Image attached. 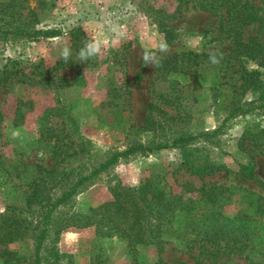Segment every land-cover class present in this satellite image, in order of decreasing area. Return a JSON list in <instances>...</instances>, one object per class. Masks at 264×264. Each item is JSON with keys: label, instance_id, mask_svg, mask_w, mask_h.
Here are the masks:
<instances>
[{"label": "rangeland", "instance_id": "374dc122", "mask_svg": "<svg viewBox=\"0 0 264 264\" xmlns=\"http://www.w3.org/2000/svg\"><path fill=\"white\" fill-rule=\"evenodd\" d=\"M247 2L254 19L241 41L254 37L264 45V0ZM213 5L0 0V215L28 223L22 236L0 244V264L7 252L19 264H33V234L41 218L39 206L28 201L34 189L46 194L39 197L44 203L87 176L109 152L178 136L188 139L119 155L77 185L52 209L38 264H264V104L256 92L238 95L231 87L252 76L258 90L264 88V46L252 58L238 54L222 25L229 2ZM47 29L59 33H38ZM92 40L101 42V51L88 65L53 68L63 47L70 46L71 63L78 62L77 51ZM162 41L167 51L159 50ZM213 50L223 53L218 66L208 62ZM187 51L201 55L194 81L177 71L157 75L161 57ZM234 105L240 109L227 115ZM146 114L154 129L141 125ZM51 167L50 175L41 170ZM151 173H164L162 181L175 192L178 184L220 187L214 201H200L202 207L192 211L194 219L203 214L187 228L189 238L199 232L196 239L186 243L179 222L159 246L132 250L119 237L67 224L71 215L110 198L109 186H134ZM225 218L236 226H225ZM203 231L212 238H202ZM226 238L232 246L221 247Z\"/></svg>", "mask_w": 264, "mask_h": 264}, {"label": "trees", "instance_id": "16d2710c", "mask_svg": "<svg viewBox=\"0 0 264 264\" xmlns=\"http://www.w3.org/2000/svg\"><path fill=\"white\" fill-rule=\"evenodd\" d=\"M229 7L225 10V21L222 24L225 27V31L230 35L231 42L234 43L236 52L240 55L247 56L248 58L254 57L257 51H261L263 43L255 40L254 37H247L245 41L242 39V30L244 26L253 21V10L251 2L249 0H227ZM198 6L212 9L213 0H197ZM215 7V6H214ZM1 32V30H0ZM39 34L45 36H55L59 33L57 29H47L38 31ZM200 54L190 51L182 52L179 54H169L161 57L156 63L157 75L164 77L171 71L182 72L195 80L196 71L198 68V58ZM89 61V60H88ZM78 62L71 63L70 58L65 61L61 57L54 61L53 68L70 67L73 69H79L88 65ZM259 82L256 78L247 77L240 78L238 83L233 82L231 84L232 90L236 91L238 95L244 94L246 91H253L257 93V98L262 100L264 104V88L258 90ZM258 91V92H257ZM150 104H147V107ZM240 109V105H234L227 115L235 113ZM152 119L149 115H145L141 121V125L147 130L154 129ZM264 132V129L261 130ZM188 137L178 136L172 140H161L153 143L147 142L142 144L140 142H132L125 149L121 151L109 152L107 158L103 163L98 164L97 167L87 176H78L76 182L70 186L62 187L58 196L46 197L43 203L42 199L46 194L38 193V190L33 191L32 196H29L30 204H37L41 209V218L38 222L40 228L33 234L34 239V251H33V264H38V248L41 240L45 237L46 222L51 216L52 209L58 205L64 203L68 197L75 191L77 185H79L84 179L89 178L99 169L104 168L111 162H113L119 155H126L135 151H152L162 148H168L174 146L178 141H185ZM252 139V138H251ZM46 174H52L54 168L41 169ZM164 179V173L157 174L151 173L137 185L123 186L119 183L113 184L108 187L110 198L104 200L94 206H90L83 213H75L69 217L67 224L77 227H91L95 234L99 236H116L123 239L126 245L130 249H135L141 244H153L159 246L165 237L171 236L172 226L177 223L183 224V231L181 234L184 237L186 243L190 240L196 239L199 232H195L192 238L189 230L193 228L202 217L199 215L194 219V208L202 207L199 203L205 200H212L217 197V193L214 190L220 189L219 186H205L201 185L196 188H191L186 184H178L179 190L175 192ZM193 193V195H192ZM44 195V196H43ZM192 195V196H191ZM41 197V198H39ZM28 203V204H29ZM225 226L234 227V220L228 218ZM215 221V218L213 219ZM232 224V225H231ZM178 225V224H177ZM28 229V223L25 219L16 218L9 215H0V244L4 245L13 242L16 238L22 236L24 231ZM187 231H186V230ZM200 231V230H198ZM233 230H228V239H233ZM187 235V238L186 236ZM193 235V234H192ZM202 238L209 239L208 231L201 232ZM205 235V236H204ZM212 238V237H211ZM221 239V238H220ZM226 238L223 246H232ZM220 247V246H219ZM8 256L5 258V264H19V260L15 258L13 260V254L11 252L6 253ZM157 263H161L160 258H157Z\"/></svg>", "mask_w": 264, "mask_h": 264}, {"label": "clouds", "instance_id": "9594fccd", "mask_svg": "<svg viewBox=\"0 0 264 264\" xmlns=\"http://www.w3.org/2000/svg\"><path fill=\"white\" fill-rule=\"evenodd\" d=\"M168 45L166 41H162L159 45V50L164 52L167 51ZM101 51V42L98 40L86 41L83 43L82 47L77 51L76 57L78 61L82 64H85L88 60L99 55ZM72 49L70 46H65L61 49L60 55L61 58L67 61L70 56H72ZM143 59L146 63H151V54H146ZM223 59V53L213 50L208 54V62L211 65L218 66Z\"/></svg>", "mask_w": 264, "mask_h": 264}]
</instances>
